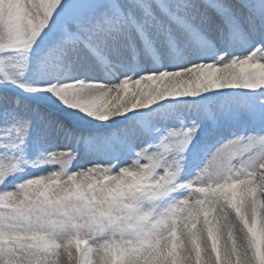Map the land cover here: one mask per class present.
<instances>
[{"label": "snow or ice", "instance_id": "6c2138e0", "mask_svg": "<svg viewBox=\"0 0 264 264\" xmlns=\"http://www.w3.org/2000/svg\"><path fill=\"white\" fill-rule=\"evenodd\" d=\"M240 42L247 51L230 54ZM202 45L215 57L200 58ZM141 48L157 61L166 48L196 62L110 85L75 78L74 69L93 62H136ZM7 51L20 55L0 57V186L24 165L59 168L0 190V264H264V0H0V53ZM34 51L33 81L25 73L33 71ZM145 82L162 86L140 88ZM130 88L138 91L129 97ZM233 89L247 92L223 116L257 130L224 143L183 185L188 194L162 209L154 202L175 190L197 120L119 168L72 171L70 148L47 153L46 161L24 155L30 140L74 135L34 93L107 121L167 98ZM170 149L178 158L168 163Z\"/></svg>", "mask_w": 264, "mask_h": 264}, {"label": "rangeland", "instance_id": "374dc122", "mask_svg": "<svg viewBox=\"0 0 264 264\" xmlns=\"http://www.w3.org/2000/svg\"><path fill=\"white\" fill-rule=\"evenodd\" d=\"M18 55L20 54L16 52H11V51L0 53V57L18 56ZM36 58H39V55H38V52L34 51L31 56L30 65L33 64L34 59ZM78 69H75V70L78 71ZM25 76H26V73H25ZM72 78L73 77L68 76L66 78V81ZM25 79H31L33 81L35 80L34 78L32 79L30 77H27V78L25 77ZM141 86L139 87L141 88ZM8 87H9V90L11 91H15V92L22 91L21 89L16 88L15 85L9 84ZM3 89H4V85H0V92H2ZM136 91H138L137 88H130L129 97L132 95V93ZM238 91H241V90H236V89L213 90L207 93H203L197 97L176 98L182 101L181 104L178 103L179 109L182 111H186L188 113L187 118L181 119V120H184V119L186 120L185 127L191 126L192 120H197V122H199L201 125L200 131L198 132L196 138L193 140V144H195L196 142H199L200 140H203V138L200 137L201 133L203 132L204 129H209L211 122L209 121L208 115L204 114L202 109L198 108L200 109V111L198 110L195 111L196 110L195 108H193L192 110L190 109L194 103L197 105H200L199 103H196V101H198L200 98L206 99V98H210L213 95L221 94L220 99L225 104L224 106H222L219 103V101H215V100L213 101V106L215 107L217 111L215 119L218 122H221L223 126H227L228 128H232L235 131H238L237 134H239V130L241 129V123L233 121L231 119H227L223 116V113L229 112L241 102V97L237 95ZM222 93H225L226 95ZM121 95H123V93H121ZM244 96L245 94L242 95V97ZM32 97H33V100L37 102L38 104L42 105L47 112H49L55 118H58L59 120H61L68 128H70L74 133L72 137L83 139V142H80V143H78V141L72 140L74 146L72 145L73 148L71 149L75 153V159L72 160L71 165H69L70 170L72 171H75L72 167L78 163L80 167L76 170L87 168L90 165H94V163L92 164V158L86 157L87 155L86 153H88V150L91 147H93L91 146V144L88 145L86 142L92 140V138H98L101 142L100 146H97L96 148H91L92 150L99 149V152L102 155H104L106 151L111 150L114 153L113 156H115L113 160H116L117 162H119L118 160H122L128 156V154L132 150L130 148V145H132V143H134L135 141L141 139L140 144H137L140 148H143L146 145L151 144L152 148L149 149V151H156L158 149V146H157L158 144H155L153 142L154 141L153 133L158 131L160 136L164 137L166 134L164 127L168 128V130L180 129V125L171 126V124L166 123V120L169 116V112L166 110L167 107H164L165 105H159V104H164L162 102L169 101L175 98H167L165 100L157 102L156 104L150 106L149 108L133 110L132 112H129L125 115H118L113 120H107L106 122H102L101 120L90 117L79 110L71 109L65 106L61 101H59L51 93H47L42 97L32 94ZM48 97H51V98L49 99ZM253 99L254 97H252V100ZM185 104L187 105L182 109V107ZM224 109H229V110L224 112L223 111ZM191 111L197 112V113L192 114ZM246 126L250 127V131H248L246 135H248L250 132H254L257 130L256 126H253V125H246ZM232 129H231V133H232ZM61 132H57V134H61ZM163 132H165V134ZM53 133H55V131H53ZM53 133L47 138L45 142L39 145H37L32 140H30L28 146L24 149L25 158L30 161H37V162L46 161L47 153H49L48 150L53 149L50 146V141H51ZM33 135H35V133H33ZM82 135H86V136L80 137ZM232 135H235V134H232ZM162 137H160V140L162 139ZM63 146H66L67 148L70 147L67 144H63ZM85 146L90 147V148L87 149ZM3 151L4 149L0 148V152H3ZM16 154L20 155L21 153L17 152ZM132 156L134 160L137 158L135 157V154H133ZM183 156H184V159L181 161V165L193 158V155L187 151L183 153ZM118 157L119 159L117 160ZM177 158H178L177 151L175 149H170L168 154L165 157V160L168 163H170L171 160L177 159ZM39 164H41V168H44L46 165H49L50 168H54V167L57 169L59 168V165L55 163H51V162H45V163H39ZM36 167L37 166L33 167L30 165H24L23 170H17L8 177L5 184L0 186V190L14 189L19 183L29 178L30 176L41 175L37 172H34ZM164 167H165V162L162 161L161 167L157 171L158 172L163 171ZM52 170H56V169H52ZM178 188H180V186H176L174 191H176ZM172 192H170L169 195L164 197L163 199L154 202L158 206V208L162 209L166 207L167 204L171 203L169 199L172 196Z\"/></svg>", "mask_w": 264, "mask_h": 264}, {"label": "bare ground", "instance_id": "6f19581e", "mask_svg": "<svg viewBox=\"0 0 264 264\" xmlns=\"http://www.w3.org/2000/svg\"><path fill=\"white\" fill-rule=\"evenodd\" d=\"M234 48L238 49L239 47L235 46ZM141 51H143L142 48H141ZM208 53L209 52H208L207 48L203 49V55L200 58H205V57L209 58V54ZM191 62H196V57L195 56H189V57H186V58H178V57L175 56V57H170L167 60H165L164 61V65L167 68H174V67L184 66L186 63H191ZM121 63H123V62H121L119 60H114L111 63L112 65H114L116 67V69L118 71V72H116V74L114 76H112L113 73H110L108 71L106 72V70H105L103 65L96 64L95 62H93L91 67H89L88 65H83L84 67L81 66L79 70L83 69L84 73L88 76V77L84 76V78H86L85 80L91 81L90 78H91L92 74H95L97 79H98V81L100 80L103 83L110 85V84L114 83L116 75H118L119 72H120V74L123 75V70L124 69H123V67H121ZM149 67L145 66L143 68L137 69V71H138V73H140L141 70H143V71L145 70L146 71V70H148V68H149L150 71H160V70H162V69L159 68V65L156 64V63H152V65H150ZM30 68L33 69V71L26 72V76L25 77L26 78L30 77L32 79L33 78L36 79V75L37 74H36L35 70L38 68V58L34 59V62H33V64L30 65ZM73 71H77V70L74 69ZM80 79H83V78H80ZM109 80H112V81H109ZM95 81H97V80H95ZM161 86L162 85L159 82H157V83L145 82L144 84H142L141 88H146L148 90H151V89L159 88ZM34 94L37 95V96H41V97L45 95L44 93H34ZM108 99L111 100L112 98L109 97ZM116 117H113V118H111L109 120H113ZM102 122H106V121H102ZM75 141H78V140L75 139ZM52 148H53L52 150H48L49 153L53 152V151H58L60 149H63V148H58V147H52ZM52 169H56L57 170V168H55V167L54 168H50L49 166H45L44 168H41V167L37 168L36 167L34 172L42 174L44 172H46V173L50 172V171H52ZM46 173H44V174H46ZM187 194H188L187 192L180 191L177 195L171 197L170 201L172 202L174 200L182 199Z\"/></svg>", "mask_w": 264, "mask_h": 264}]
</instances>
